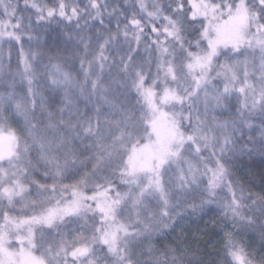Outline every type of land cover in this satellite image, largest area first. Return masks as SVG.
Listing matches in <instances>:
<instances>
[{"label":"snow or ice","instance_id":"snow-or-ice-1","mask_svg":"<svg viewBox=\"0 0 264 264\" xmlns=\"http://www.w3.org/2000/svg\"><path fill=\"white\" fill-rule=\"evenodd\" d=\"M0 264H264V0H0Z\"/></svg>","mask_w":264,"mask_h":264}]
</instances>
